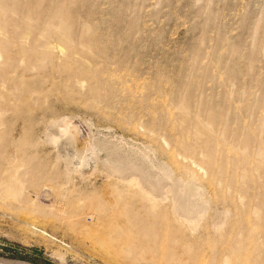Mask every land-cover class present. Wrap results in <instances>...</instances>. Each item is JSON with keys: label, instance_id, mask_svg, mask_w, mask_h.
<instances>
[{"label": "rangeland", "instance_id": "obj_1", "mask_svg": "<svg viewBox=\"0 0 264 264\" xmlns=\"http://www.w3.org/2000/svg\"><path fill=\"white\" fill-rule=\"evenodd\" d=\"M180 263L264 264V0H0V264Z\"/></svg>", "mask_w": 264, "mask_h": 264}, {"label": "bare ground", "instance_id": "obj_2", "mask_svg": "<svg viewBox=\"0 0 264 264\" xmlns=\"http://www.w3.org/2000/svg\"><path fill=\"white\" fill-rule=\"evenodd\" d=\"M145 193V192H144ZM141 197V196H140ZM143 198V197H142ZM144 199H146L145 197H144ZM147 199H149V198H147ZM149 200H151V199H149ZM155 208V207H154ZM147 229V228H146ZM103 243V242H102ZM105 243V242H104ZM126 249V248H125ZM123 250V249H122ZM172 250V249H171ZM127 251V250H126ZM128 251H129V249H128ZM129 252H131V251H129ZM121 253V252H120ZM137 253V252H136ZM129 256V255H128ZM131 256V255H130ZM127 257V256H126ZM135 263V262H134ZM181 264V263H180Z\"/></svg>", "mask_w": 264, "mask_h": 264}]
</instances>
